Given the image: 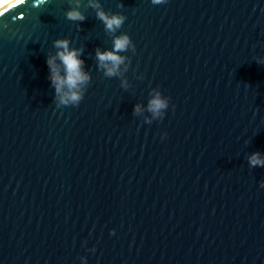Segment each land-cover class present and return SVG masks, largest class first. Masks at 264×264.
Here are the masks:
<instances>
[{"label":"water","instance_id":"water-1","mask_svg":"<svg viewBox=\"0 0 264 264\" xmlns=\"http://www.w3.org/2000/svg\"><path fill=\"white\" fill-rule=\"evenodd\" d=\"M97 2L117 31L89 0L81 24L70 0L0 10V264H264V0ZM57 39L90 77L78 105Z\"/></svg>","mask_w":264,"mask_h":264},{"label":"clouds","instance_id":"clouds-1","mask_svg":"<svg viewBox=\"0 0 264 264\" xmlns=\"http://www.w3.org/2000/svg\"><path fill=\"white\" fill-rule=\"evenodd\" d=\"M46 2V0H45ZM152 4L159 5L166 2V0H151ZM70 3H74L72 10L66 13L67 19L72 22L82 23L86 21L87 17L80 10V0H70ZM89 6L93 9H98L97 18L100 19L106 27L107 31L115 32L124 23L127 17L119 14H107L97 0H89ZM132 41L128 35L118 36L114 40L113 50L107 52L97 51V59L101 68L106 70L107 76H113L118 72L119 65L123 63V57L119 55L120 52L126 51ZM54 47L57 49L55 56H50L46 59V64L49 69V79L52 82V86L56 90V94L59 97L60 103L79 104L84 98L83 94L79 91L82 84H86L90 77L82 70L84 61L80 59L82 55L79 49H71L69 47V40L57 39L54 41ZM134 47V45H133ZM57 60L60 61L57 64ZM261 62V61H259ZM61 72L64 74L61 75ZM167 107L165 101H163L159 95L150 101L149 110L159 114L160 110ZM136 111H139L137 106ZM249 163L252 167H264V158H261L260 153H254L249 157Z\"/></svg>","mask_w":264,"mask_h":264},{"label":"bare ground","instance_id":"bare-ground-1","mask_svg":"<svg viewBox=\"0 0 264 264\" xmlns=\"http://www.w3.org/2000/svg\"><path fill=\"white\" fill-rule=\"evenodd\" d=\"M15 1L17 0H0V10H2L3 8L7 7L8 5L12 4Z\"/></svg>","mask_w":264,"mask_h":264}]
</instances>
